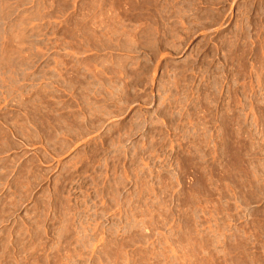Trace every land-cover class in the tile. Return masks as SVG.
Here are the masks:
<instances>
[{
  "label": "rangeland",
  "instance_id": "rangeland-1",
  "mask_svg": "<svg viewBox=\"0 0 264 264\" xmlns=\"http://www.w3.org/2000/svg\"><path fill=\"white\" fill-rule=\"evenodd\" d=\"M0 264H264V0H0Z\"/></svg>",
  "mask_w": 264,
  "mask_h": 264
}]
</instances>
